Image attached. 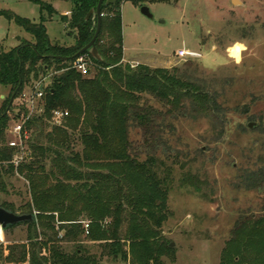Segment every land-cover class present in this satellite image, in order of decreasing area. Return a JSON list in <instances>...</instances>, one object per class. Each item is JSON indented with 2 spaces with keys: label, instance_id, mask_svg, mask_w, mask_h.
I'll use <instances>...</instances> for the list:
<instances>
[{
  "label": "trees",
  "instance_id": "1",
  "mask_svg": "<svg viewBox=\"0 0 264 264\" xmlns=\"http://www.w3.org/2000/svg\"><path fill=\"white\" fill-rule=\"evenodd\" d=\"M30 1L40 6L39 23L0 11V16L31 38L8 51L0 50V86L10 89L0 107V192H7L9 177L22 175L29 186L30 203L22 206L18 215L32 218L16 224L27 226V241L5 247V260L8 264H99L83 245L86 239L127 264H158L160 257L172 251L160 240L158 231L167 218L170 170L163 169L154 157L141 161L131 154L129 124L137 120L147 126L148 111L141 107L146 95L175 108L189 101L203 112L218 111V98L208 96L177 68L121 66L120 2L125 0L102 6L95 47L103 63L82 55L99 69L93 78H88L90 66L86 76L73 70L77 59L72 57L93 39L97 20L92 17L87 21L85 16L96 8L98 0H65L71 4L70 16L63 15L60 20L75 31L74 45L69 47L52 44L47 37L43 12L52 17L54 8ZM127 1L139 7L179 2ZM51 68L54 75L43 86L39 102L42 113L30 117L25 125L28 132L31 127L36 131L50 127V132L34 133V140L29 138L26 143L28 155L15 167L11 163L17 151L8 147L5 137L8 116L14 110L22 111V116L28 111L24 105L13 108L10 99L12 95L13 101L20 98L29 83L31 90L35 89ZM56 110L68 113L58 126L52 119ZM0 207L17 214L12 204L1 202ZM84 222L89 223L87 235ZM220 264H264V215L246 219L236 228L221 252Z\"/></svg>",
  "mask_w": 264,
  "mask_h": 264
},
{
  "label": "rangeland",
  "instance_id": "2",
  "mask_svg": "<svg viewBox=\"0 0 264 264\" xmlns=\"http://www.w3.org/2000/svg\"><path fill=\"white\" fill-rule=\"evenodd\" d=\"M38 1L54 8L52 17L43 12L51 43L73 46L75 31L60 20L63 15L69 18L71 4ZM233 1L145 3L151 18L141 13L142 6L120 2L121 66L177 68L208 96L218 98L220 105L218 111L203 112L189 101L175 108L146 95L141 107L148 111L147 128L137 120L129 124L131 154L141 161L154 157L170 170L167 218L158 231L163 243L172 244V251L160 257L158 264H220L221 252L236 228L246 219L264 215V0ZM0 11L40 22V6L30 0H0ZM16 37L31 39L0 16V50L19 45ZM178 51L198 57L179 58ZM90 69L88 78H93L99 69ZM53 72L51 68L40 82L49 84ZM31 87L29 83L23 94L29 96L35 90ZM9 94V88L0 86V107ZM23 100H14L13 108L21 107ZM22 115L19 110L10 112L8 128ZM39 131L45 135L50 127L38 131L31 127L29 138L34 140ZM5 137L7 142L14 139L7 131ZM5 183L7 192H0V203L12 204L18 214L30 203L28 183L16 173ZM0 236V264H8L5 247L25 243L27 226L5 227ZM83 245L99 264H127L97 243L83 239Z\"/></svg>",
  "mask_w": 264,
  "mask_h": 264
},
{
  "label": "built area",
  "instance_id": "3",
  "mask_svg": "<svg viewBox=\"0 0 264 264\" xmlns=\"http://www.w3.org/2000/svg\"><path fill=\"white\" fill-rule=\"evenodd\" d=\"M176 56L179 58H183V59H186V58L192 59V58L198 57L197 55L188 56L186 55V53H184V51H178ZM89 66H90V63L87 57L80 56L74 62L72 69L86 76L88 75V72H89ZM43 86L44 85L42 83H38L35 85V90L32 91V93L29 94V96L26 94L21 95V97L24 98L22 104L25 106L28 113L26 116H22L19 122L14 123L11 128L7 129V132L10 133L14 137L13 140L8 141V147L11 149H16L17 151V154L11 163L15 167L21 164L26 158V156L28 155L26 151L27 150L26 143L29 139V136H28V131L25 128V125L29 121L30 117L34 115H40L42 113V107L40 106L39 102L43 96V93H42ZM67 116H68V113L66 111L61 112V111L56 110L52 113V119L54 123L59 124V125L61 124L63 118ZM83 226H84V231L87 235L89 223L84 222ZM0 230H2V228H0ZM62 235L63 234L61 233L60 237ZM0 241H3L2 236H0Z\"/></svg>",
  "mask_w": 264,
  "mask_h": 264
},
{
  "label": "water",
  "instance_id": "4",
  "mask_svg": "<svg viewBox=\"0 0 264 264\" xmlns=\"http://www.w3.org/2000/svg\"><path fill=\"white\" fill-rule=\"evenodd\" d=\"M118 0H98V4L96 6V8L90 10V12L85 16V20L88 21L89 18L94 17L95 20H97L96 24H95V31L93 34V39L91 40V42L86 45L84 48H82L81 50H79L77 52L76 55H74L72 57V59H77L78 57L82 56L83 54H87L89 55L92 59H94L96 62L99 63H103V59L101 57V55L99 54V52H97L96 47H95V41L98 38V34L100 32V28H101V9L103 4H105L106 6L108 5H112L115 4V2H117ZM234 4L238 3L237 0L233 1ZM141 13L148 17L151 18V15L149 13V10L147 7L142 6L141 7ZM17 41H20L21 38L20 37H16ZM56 59L58 60H69L71 58H64V57H56ZM14 99V95H12L9 104H11L13 102ZM32 218L28 215H18V214H12L8 211H6L5 209H3L2 207H0V228H5L7 226H12V225H16L17 223L20 222H25V221H30ZM170 247H172V244L170 245Z\"/></svg>",
  "mask_w": 264,
  "mask_h": 264
},
{
  "label": "crops",
  "instance_id": "5",
  "mask_svg": "<svg viewBox=\"0 0 264 264\" xmlns=\"http://www.w3.org/2000/svg\"><path fill=\"white\" fill-rule=\"evenodd\" d=\"M2 97V96H1Z\"/></svg>",
  "mask_w": 264,
  "mask_h": 264
}]
</instances>
